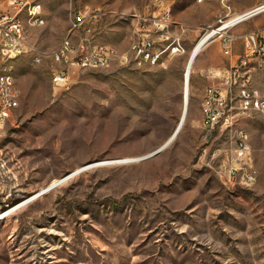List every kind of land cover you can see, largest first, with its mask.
<instances>
[{"label": "rangeland", "instance_id": "obj_1", "mask_svg": "<svg viewBox=\"0 0 264 264\" xmlns=\"http://www.w3.org/2000/svg\"><path fill=\"white\" fill-rule=\"evenodd\" d=\"M38 1L46 24L28 33L44 58L13 62L20 106L0 122V264H264V113L211 132L202 127L203 91L230 65L220 40L196 61L185 126L167 149L147 158L178 129L187 61L206 31L219 26L220 0L205 9L197 6L204 0ZM230 1L237 13L264 3ZM167 8L175 23L170 33L187 28L185 55L170 56L173 38L164 42L151 28ZM88 11L97 18L73 36L75 45L122 54L151 35L159 61L73 67L70 83L55 86L61 65L50 55L74 17ZM241 28L264 32V14ZM210 54L211 64L199 71ZM253 86L264 97V68ZM241 130L251 153L229 177L225 164L233 163ZM121 160L131 161L90 168L17 209L85 166ZM250 171L257 174L253 185L243 180Z\"/></svg>", "mask_w": 264, "mask_h": 264}, {"label": "built area", "instance_id": "obj_2", "mask_svg": "<svg viewBox=\"0 0 264 264\" xmlns=\"http://www.w3.org/2000/svg\"><path fill=\"white\" fill-rule=\"evenodd\" d=\"M220 5L222 14L217 20L218 33L209 39L206 46L220 40L223 55L231 58L236 44L240 43L242 53L229 68L216 75L218 82L204 91L201 103L202 127L209 132L222 124L233 127L241 118L261 113L254 112V102H261L264 111V97L253 86L254 74L264 68V32L235 33L238 27L264 14V3L241 13L236 12L230 0L220 2ZM151 22V28L159 34L162 41L165 42L166 38L177 40V47L170 56L183 55L186 48L182 36L187 28L180 26L178 35L170 33L175 23L168 20V8L159 17L151 19ZM86 23L87 19H82V14L75 16L71 21L69 35L50 55L53 62L61 65L53 74L55 86H67L70 83V70L73 67L110 68L115 61L122 65L136 62L139 66L143 63L153 65L155 62L156 47L151 35L141 37L127 55H118L117 50L107 46L83 42L75 45L72 38ZM21 24H28L31 28L43 27L46 24L43 5L38 0H0V122H5L20 106L21 93L17 92L16 83H10L13 62L24 55H30L37 64L44 58V53L32 41V37L23 35ZM213 29L210 27L204 36ZM250 153V136L241 130L233 151V163L225 164L229 177L236 175L242 165H245ZM256 179L254 171L243 178L247 185H253Z\"/></svg>", "mask_w": 264, "mask_h": 264}, {"label": "bare ground", "instance_id": "obj_3", "mask_svg": "<svg viewBox=\"0 0 264 264\" xmlns=\"http://www.w3.org/2000/svg\"><path fill=\"white\" fill-rule=\"evenodd\" d=\"M220 2H225V0H220ZM88 13H89V11L87 12V14H82V19H88L90 16L92 18H94V19L97 17V14H92L91 13V15L89 16ZM168 20H172L170 12H168ZM28 28H31L28 24H21V32L23 33L24 36H28L29 37ZM217 33H218L217 29H213V31H210V33L208 35H205L200 41H198V43L195 45V47L191 51V54H190V56L188 58V61H187L185 73H184L183 113H182V116H181V120L179 122L178 129H176L177 131L174 133V135L162 147L157 149L154 153L152 152V154L147 156V158H150V157H152V156H154V155H156L158 153L163 152L165 149H167L175 141L176 137L178 136L180 131L185 126V123H186V120H187V116H188L189 106H190V82H191V77H192L194 66L196 64V61H197L198 57L200 56V54L205 49L206 43L209 41V39L213 38V36L215 34H217ZM169 39L170 38H166L165 41H168ZM176 47H177V40H173L170 43L169 48H168L169 49V54L174 52V49ZM206 47H208V46H206ZM185 53H186V49H184V55H185ZM118 55H127V52L126 53H122V54L118 52ZM154 58H155V62H153V63H157L159 61V56L155 53V50H154ZM12 72H13V68L11 69V73H10V83H16L15 77L13 76ZM17 92H18V90H17ZM254 111L263 112L264 113L263 104H261V102H254ZM144 159H145V157H144ZM124 161H131V160H121V161H113V162H106L105 161V162H99V163L91 164L89 166H85V167L79 169L75 174L71 175L70 177H68L66 179H59V180L54 181L48 187L56 186L55 188H57L60 185H62L65 181H67L68 179H70V178L76 176L77 174H80V173H82V172H84V171H86V170H88L90 168L97 167V166H106V165H109V164H121V163H124ZM48 187H46V188H48ZM46 188L42 189L41 191L45 190ZM54 189H52V190H54ZM52 190H50V191H52ZM49 192H47V193H49ZM47 193H45V194H47ZM39 197H41V196H39ZM39 197L32 198L29 202H27L25 204H22L19 207H17V209L22 207V206H24V205H27V204L35 201Z\"/></svg>", "mask_w": 264, "mask_h": 264}, {"label": "crops", "instance_id": "obj_4", "mask_svg": "<svg viewBox=\"0 0 264 264\" xmlns=\"http://www.w3.org/2000/svg\"><path fill=\"white\" fill-rule=\"evenodd\" d=\"M217 4V0H204L202 2H198L197 6L201 7V8H208L209 6H213ZM44 10V8H43ZM44 17L46 19V14H45V11H44ZM235 33H245L243 31V29L240 27H238L236 30H235ZM213 45V43H211L209 46L211 47ZM208 46V47H209ZM207 47V48H208ZM217 49V48H216ZM215 51V50H214ZM242 53V45L240 43L236 44L235 46V52H234V56L231 57V58H228L230 60V63H234L235 61H237L238 59V56ZM211 54H210V57H205L199 64L198 66V70L199 71H203L207 68L208 64H211ZM230 66V65H229ZM229 68V67H228ZM194 84H195V91H199L202 93L203 91V88L205 87L204 84H203V81L201 80V78L199 76H196L195 77V80H194ZM206 89V88H205ZM204 89V91H205ZM204 91H203V94H204Z\"/></svg>", "mask_w": 264, "mask_h": 264}, {"label": "water", "instance_id": "obj_5", "mask_svg": "<svg viewBox=\"0 0 264 264\" xmlns=\"http://www.w3.org/2000/svg\"><path fill=\"white\" fill-rule=\"evenodd\" d=\"M56 186H52V187H48L46 188L45 190L43 191H40L39 193L35 194L34 196L30 197L29 199H27V201H25L24 203L22 204H25L27 202H29L32 198H36V197H39V196H42L44 195L45 193L49 192L50 190L54 189Z\"/></svg>", "mask_w": 264, "mask_h": 264}]
</instances>
